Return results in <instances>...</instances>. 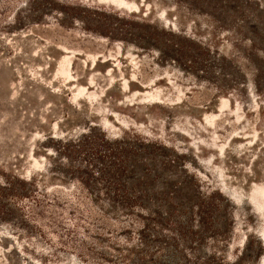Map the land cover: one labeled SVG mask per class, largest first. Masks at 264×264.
I'll return each mask as SVG.
<instances>
[{"label": "rangeland", "instance_id": "obj_1", "mask_svg": "<svg viewBox=\"0 0 264 264\" xmlns=\"http://www.w3.org/2000/svg\"><path fill=\"white\" fill-rule=\"evenodd\" d=\"M0 264H264V0H0Z\"/></svg>", "mask_w": 264, "mask_h": 264}]
</instances>
